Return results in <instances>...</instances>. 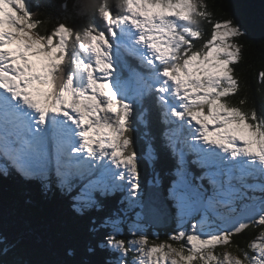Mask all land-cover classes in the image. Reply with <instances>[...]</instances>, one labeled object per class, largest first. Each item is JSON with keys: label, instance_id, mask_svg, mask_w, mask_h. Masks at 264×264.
Returning <instances> with one entry per match:
<instances>
[{"label": "snow or ice", "instance_id": "obj_1", "mask_svg": "<svg viewBox=\"0 0 264 264\" xmlns=\"http://www.w3.org/2000/svg\"><path fill=\"white\" fill-rule=\"evenodd\" d=\"M74 8L78 16L94 9L99 25L76 28L65 18L49 30L30 0H0V156L25 179H48L54 169L69 194L81 181L73 202L81 214L117 191L121 203L142 207L134 134L136 122L147 126L151 101L170 126L176 229L152 239L136 222L128 239L110 216L101 246L119 253L117 264L129 252L138 254L134 264H264V115L249 106L237 71L245 33L230 18L214 19L205 0H116L114 8L83 0ZM256 79L264 84V67ZM185 149L203 175L189 171ZM205 179L210 196L196 182ZM249 229L258 231L241 246L235 237Z\"/></svg>", "mask_w": 264, "mask_h": 264}, {"label": "trees", "instance_id": "obj_2", "mask_svg": "<svg viewBox=\"0 0 264 264\" xmlns=\"http://www.w3.org/2000/svg\"><path fill=\"white\" fill-rule=\"evenodd\" d=\"M82 2L83 0H30V7L37 20L50 18L42 26L49 30L57 20L64 21L65 18L68 24L76 28L89 20L99 25L94 9L82 16L77 15L74 4ZM108 2L115 7L116 0ZM205 2L214 19L230 18L245 33L240 39V43L244 45V60L237 66V71L243 73L249 85V106H254L258 113L264 115V84L256 79V73L264 67V0ZM202 29L206 34L210 32L207 23L202 24ZM242 96L243 92L241 96L233 97V100ZM145 106L150 113L147 126L136 122L137 130L134 134L136 150L140 154L139 183L143 193L149 185L163 188L166 205L173 220L170 227L158 231L159 236L166 239L176 225L174 209L168 198V189L175 179V165L164 137L170 126L165 125L162 118L158 117L151 101H146ZM145 132L149 134L147 140L151 142L156 155L152 161L146 160L144 155ZM0 168L6 169L8 173L0 172V264H117L118 254L101 246L103 237L111 229L100 225L110 216L116 219L123 215V194L118 191L109 197L97 196L98 207L81 214L73 207L74 198L78 194L77 185L81 181H76L73 192L69 194L60 189L53 170L48 179H25L2 156ZM261 195L257 194L258 197ZM257 231L258 229H249L242 236L235 237V240L244 246L245 239Z\"/></svg>", "mask_w": 264, "mask_h": 264}, {"label": "rangeland", "instance_id": "obj_3", "mask_svg": "<svg viewBox=\"0 0 264 264\" xmlns=\"http://www.w3.org/2000/svg\"><path fill=\"white\" fill-rule=\"evenodd\" d=\"M124 74V73H123ZM125 75V74H124ZM169 126V125H168ZM186 153H188V151H187V149H186ZM189 153H191V155H192V153L193 152H189ZM193 158H190L189 156L188 157H185V159H186V161H187V164H189V163H191V164H194L193 163V161L194 160H196L197 159V156L195 157V153H193ZM172 157H173V161H174V165H175V157L172 155ZM188 169H189V171L190 172H192L193 173V175H195V173H194V171H192L191 170V168H189L188 167ZM195 169H197V166H195ZM174 170H175V166H174ZM204 171V170H203ZM53 173L55 174V172L53 171ZM202 175H203V172H202ZM175 177V176H174ZM197 183H200V184H203L204 183V185L206 186V188H207V196H210V195H212V188H211V186L210 185H208V181H207V179H205V180H202V181H196ZM249 183H255L254 181H249ZM171 187V186H170ZM236 187H239V185H236ZM242 191H247V190H242ZM118 192V191H117ZM121 193V192H120ZM143 193V192H142ZM121 194H123V193H121ZM144 194V193H143ZM257 194H261L259 191H255V192H251V191H247V195L248 196H252V197H256V198H259L258 196H257ZM237 195H239V193H237ZM123 196H124V194H123ZM207 196H206V198H207ZM143 200V199H142ZM169 202L171 203V207L174 209V213H175V215H176V208H175V203H174V201H172V200H170L169 199ZM128 210V211H127ZM124 211L125 212H123V215H120V217L118 216L116 219H119L122 223H121V228H122V233H123V236H124V238H128V239H131L132 237H131V235H130V233H129V229L131 228V226H132V224L133 223H136V222H138L139 224H140V226L142 227V229H143V231L150 237V238H152V239H155V238H157V237H159V239L160 240H164V238H161L159 235V232H158V230H154L153 228H151V227H149L148 225H146L144 222H143V216H142V214H141V206H137V207H130L129 205H128V203H127V201H125V209H124ZM170 211V210H169ZM216 211L217 212H224L225 211V209H223V208H217L216 209ZM137 213H139L140 214V216H139V219H138V217H137ZM207 215H208V217L210 218V219H215V216H214V214H213V212L211 211V210H209L208 212H207ZM171 216V215H170ZM171 218H172V216H171ZM197 218H199V217H197ZM172 222H173V220H172ZM174 222H176V220L174 221ZM195 222V220H193V221H191V223H194ZM176 229V225L173 227V230H175ZM172 232H170L167 236H169L170 234H171ZM166 238V237H165ZM110 252H112V253H115V252H113V251H111V250H109ZM216 253L217 254H219L220 252H222L223 251V249H221V248H217L216 250ZM117 253V252H116ZM118 254V258H119V253H117ZM137 256H138V254L137 253H135V252H129V254H128V256L126 257V258H128L127 259V263L128 264H134V262H135V260H136V258H137ZM118 258H117V261H118Z\"/></svg>", "mask_w": 264, "mask_h": 264}, {"label": "water", "instance_id": "obj_4", "mask_svg": "<svg viewBox=\"0 0 264 264\" xmlns=\"http://www.w3.org/2000/svg\"><path fill=\"white\" fill-rule=\"evenodd\" d=\"M141 214L143 222L154 230H164L171 226V213L161 186L150 185L145 189Z\"/></svg>", "mask_w": 264, "mask_h": 264}, {"label": "clouds", "instance_id": "obj_5", "mask_svg": "<svg viewBox=\"0 0 264 264\" xmlns=\"http://www.w3.org/2000/svg\"><path fill=\"white\" fill-rule=\"evenodd\" d=\"M87 2L92 3V4H97L99 3V0H87Z\"/></svg>", "mask_w": 264, "mask_h": 264}, {"label": "bare ground", "instance_id": "obj_6", "mask_svg": "<svg viewBox=\"0 0 264 264\" xmlns=\"http://www.w3.org/2000/svg\"><path fill=\"white\" fill-rule=\"evenodd\" d=\"M170 216V215H169Z\"/></svg>", "mask_w": 264, "mask_h": 264}]
</instances>
